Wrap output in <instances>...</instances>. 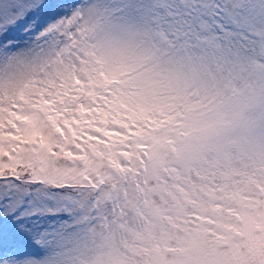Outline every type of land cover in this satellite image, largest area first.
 <instances>
[{"label":"snow or ice","instance_id":"6c2138e0","mask_svg":"<svg viewBox=\"0 0 264 264\" xmlns=\"http://www.w3.org/2000/svg\"><path fill=\"white\" fill-rule=\"evenodd\" d=\"M142 7L0 0V264H167L164 250L176 251L171 242L181 237L203 245L193 264H264L247 240L221 230L231 220L216 210L245 182L238 177L264 185V94L234 75L253 62L234 59L203 21H192L187 42L166 41L159 33L172 6H157L159 27L143 23ZM226 7L235 29L264 42V0ZM177 65L208 78L176 84L150 75ZM89 136L109 147L83 143ZM165 150L216 152L184 171L195 194L179 197L166 183Z\"/></svg>","mask_w":264,"mask_h":264},{"label":"rangeland","instance_id":"374dc122","mask_svg":"<svg viewBox=\"0 0 264 264\" xmlns=\"http://www.w3.org/2000/svg\"><path fill=\"white\" fill-rule=\"evenodd\" d=\"M122 0H97L98 5L101 9L105 6L121 3ZM136 3L142 5V21L144 24L151 26L157 24L159 27L157 16L155 15L157 6L160 4H167L172 6V11L168 14V18L164 19V29L160 31L159 35L164 40H176L180 43H185L186 36L191 29L192 21H196L198 24L203 21L201 28L203 31L211 34L212 37L221 39L226 38V46L229 52L232 54L234 59H240L244 61L252 60V65L249 69H244L245 75L240 77L239 73L236 75L240 79V83L245 87L249 93L253 96H259L264 94V65L260 63L264 60V42H262L256 34H250L246 31L235 29L234 25L229 20L227 15V4L230 0H135ZM190 3L191 8L183 7L178 8V3ZM219 2V5L216 3ZM79 3H83V0H79ZM217 9L223 10L222 16L219 15ZM195 13V15H192ZM226 22L228 26L224 23ZM206 38V37H202ZM191 47V44H188ZM189 53L187 50L184 51V55L187 56ZM126 75V72L120 73ZM102 77L106 82L118 83L117 79L109 80L108 76L101 73ZM154 77L166 79L176 84H182L186 82L203 81L208 78V74H205L199 70H193L185 68L183 66H165L163 70H154L150 73ZM247 115V113H245ZM69 131L72 132L73 136H76L75 130L70 126L66 125ZM100 131L102 134L107 135L110 139L118 137L119 133L104 132L103 129H95ZM56 131L64 136V132L58 126ZM88 141H95L96 144H102L105 147H109L106 141L99 140L97 137L89 136ZM80 148V145H77ZM90 148L94 149L93 145H89ZM81 151H84L81 148ZM69 157L73 159H84L85 157H74L72 153H67ZM102 155V153H100ZM129 156L131 154H124ZM216 152L213 150L208 151L207 160L214 161L216 159ZM171 173L169 179L166 181L171 186L173 193L179 197H188L192 193V189L187 186L186 181L183 179L184 171L182 172L178 168L170 167ZM123 171V169H121ZM168 174V173H166ZM192 183L199 188L201 181L196 172L192 173ZM210 179V178H209ZM238 179L244 180L245 182L240 185L239 190L234 193L227 204L224 202L217 203L216 210L222 212L226 217L231 220V223L218 225L221 230L228 233H233L236 237L245 239L253 248L256 257L264 258V200L259 199L256 196V191H259L261 195H264V185H262L255 176L249 177H238ZM195 194V193H192ZM207 197L208 193H203ZM196 201H193L195 203ZM208 223L216 224L215 220H208ZM239 224L242 226L243 231L236 227ZM225 243L228 240L221 237ZM33 243L40 246L39 242L34 238ZM43 251V249H42ZM173 249H165L163 256L165 257L167 264H172V260L169 257L170 253H174ZM51 253H47L50 255Z\"/></svg>","mask_w":264,"mask_h":264},{"label":"clouds","instance_id":"9594fccd","mask_svg":"<svg viewBox=\"0 0 264 264\" xmlns=\"http://www.w3.org/2000/svg\"><path fill=\"white\" fill-rule=\"evenodd\" d=\"M206 158L204 154L193 157L183 151L173 152L165 150L162 152L160 162L162 165L167 164L168 167L178 168L183 172L190 168L200 167ZM204 240L207 246L210 247L216 240V237L209 233L204 237ZM171 247L176 249V251L170 253L169 257L176 264H180V262H183V264H193L195 260L202 258L204 254L203 245L193 246L191 244H184L182 243V237L181 239H173Z\"/></svg>","mask_w":264,"mask_h":264},{"label":"trees","instance_id":"16d2710c","mask_svg":"<svg viewBox=\"0 0 264 264\" xmlns=\"http://www.w3.org/2000/svg\"><path fill=\"white\" fill-rule=\"evenodd\" d=\"M216 3L219 5V2H216ZM216 10H217V12H219V15L216 14L215 18H217L218 16H222L223 10H221L220 8L219 9L216 8ZM224 23L226 24V26H228L226 22H224Z\"/></svg>","mask_w":264,"mask_h":264}]
</instances>
